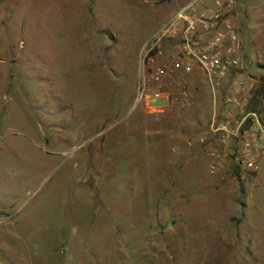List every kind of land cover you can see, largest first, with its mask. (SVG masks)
Segmentation results:
<instances>
[{
  "label": "rangeland",
  "instance_id": "obj_1",
  "mask_svg": "<svg viewBox=\"0 0 264 264\" xmlns=\"http://www.w3.org/2000/svg\"><path fill=\"white\" fill-rule=\"evenodd\" d=\"M186 1L0 0V264H264V160L185 147L213 107L264 122V0H224L240 68L181 105L150 73Z\"/></svg>",
  "mask_w": 264,
  "mask_h": 264
},
{
  "label": "built area",
  "instance_id": "obj_2",
  "mask_svg": "<svg viewBox=\"0 0 264 264\" xmlns=\"http://www.w3.org/2000/svg\"><path fill=\"white\" fill-rule=\"evenodd\" d=\"M206 0H192L181 8L155 35V41H162L177 36L178 41L171 55L172 63L167 61L156 66L150 73V80L157 86L151 98L167 96L163 91V81H173L177 86H185L194 70L198 72L214 90L220 82L240 68L241 40L234 27L223 22L220 0H210L215 8L206 13L192 15L195 3ZM213 33V34H210ZM205 36L204 41L201 37ZM160 46L152 45L148 52ZM140 90V89H139ZM181 105L190 103L189 96L183 91ZM240 117L232 123L212 121L208 129L197 136V143L206 151L207 171L211 175H224L227 170L238 177L254 173L257 163L264 160V122L254 113L240 111ZM219 143V146L218 144Z\"/></svg>",
  "mask_w": 264,
  "mask_h": 264
},
{
  "label": "crops",
  "instance_id": "obj_3",
  "mask_svg": "<svg viewBox=\"0 0 264 264\" xmlns=\"http://www.w3.org/2000/svg\"><path fill=\"white\" fill-rule=\"evenodd\" d=\"M192 0H187L184 4H182V5H180V6H178V8H176V13L181 9V8H183V7H185L186 5H188L190 2H191ZM220 2H221V4H222V8H221V12H222V14H223V22L221 23V26H220V28H223L224 26H225V24H230V25H232L231 23H230V21L228 20V19H226V18H228L229 16H230V11H229V3H226L224 0H220ZM209 8H215L214 7V3L212 2V1H210V0H206V1H204L203 3H201V4H197V5H195V7H194V12L192 13V15H198V14H200V13H206V10L207 9H209ZM176 13H174V14H172V17L176 14ZM210 34H213V33H210ZM176 38H177V36H173V37H171V38H168V39H166V40H171L172 42H170L171 43V50H172V53L170 54V58H169V62H171L172 63V58H171V55L172 54H174V46H175V41H176ZM206 39V37L205 36H202L201 37V40L202 41H204ZM165 40V41H166ZM173 40H175L174 42H173ZM165 41H163V43L165 42ZM225 80V79H224ZM201 82H204L207 86H208V83H207V81L200 75V74H198V72L196 71V70H194V72H193V74H192V76L190 77V79H189V82L183 87L184 88V90L185 91H183L184 93H186L188 96H189V99H190V102L192 101L191 99H192V97H193V95H194V92L197 90V84H199V83H201ZM163 85V84H162ZM165 94V93H164ZM167 95V94H166ZM162 97H165V98H167V96H162ZM242 111V110H241ZM240 112V111H239ZM226 115V116H225ZM224 115V117L222 116V115H220V116H217L216 115V112H215V109H214V107H213V109H212V116L210 117V121H208V123L205 125V127H204V129L203 130H205V129H208V127H209V125H210V123L212 122V121H214V122H217V123H219V124H221V123H227V124H229L230 122L232 123L235 119H238L240 116H238V117H236V118H233V116H231L232 115V112H228L227 114H225ZM230 116H231V118H233L232 120L230 119ZM216 117H217V119H216ZM223 117V118H222ZM227 117V119H225ZM227 120V121H226ZM196 143V145L198 146V147H200L202 150H203V153H204V155H205V157L207 158V155H206V151H205V149L203 148V147H201L198 143H197V140H196V138H195V140H186L185 141V147H187L188 148V146L190 147V145H192L193 143ZM218 144V146H219V143H217ZM186 156V155H185ZM207 161H208V158H207Z\"/></svg>",
  "mask_w": 264,
  "mask_h": 264
},
{
  "label": "trees",
  "instance_id": "obj_4",
  "mask_svg": "<svg viewBox=\"0 0 264 264\" xmlns=\"http://www.w3.org/2000/svg\"><path fill=\"white\" fill-rule=\"evenodd\" d=\"M153 53H154V51H151V53H150V54L152 55Z\"/></svg>",
  "mask_w": 264,
  "mask_h": 264
}]
</instances>
